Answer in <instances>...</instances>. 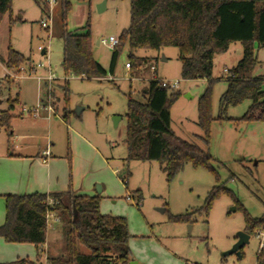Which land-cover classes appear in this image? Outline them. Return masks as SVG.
I'll use <instances>...</instances> for the list:
<instances>
[{
  "label": "rangeland",
  "instance_id": "1",
  "mask_svg": "<svg viewBox=\"0 0 264 264\" xmlns=\"http://www.w3.org/2000/svg\"><path fill=\"white\" fill-rule=\"evenodd\" d=\"M101 1L70 0L65 28L83 32V27L89 23L92 56L107 75L90 79L65 75L61 66L60 2L58 0L54 8V19L51 24L48 23L51 26L48 29L40 25V21L45 19L44 5L40 3L41 13L36 10L33 14L31 11L35 9V4L33 0H28L27 22L19 24L17 19L10 27L8 38L0 34V47L9 43L11 48L20 50L30 59V65L41 67H36L35 74L26 70L17 73V77L8 75L10 83L3 82V71L0 70V107H9L8 101L16 98L19 102L14 103L15 112L22 107H34L39 98L36 76L51 74L54 79L51 82V99L56 114L50 118L56 128L53 129L55 139L60 141L61 149L66 148L67 133L65 126L62 127L59 122L68 123L94 139L90 141L114 163L116 195L105 199L108 208L103 214L125 218L134 264H256L259 240L254 233L249 234L247 243L240 248V256L237 253L226 254L237 241L238 232L244 231V211L254 218L264 214V122L235 120L246 112L249 100L226 109L225 116L234 120L217 119L219 99L227 85L224 69L229 70L237 64L242 53L241 45L231 43L227 51L216 54L213 61L211 114L214 120L210 124L207 149L214 158L212 164L217 170L218 180L208 170L186 164L167 181L159 161L128 159L125 144L127 95L131 93L133 98L143 101L141 91L152 74L158 78L179 80L180 95L170 108V127L177 136L204 149L198 138L202 131L197 124V102L207 86V80L181 79L178 49L172 46L160 50L136 49L133 54L147 61L130 71L125 66L129 61L127 42L118 55L114 72L109 73L112 48L97 42L109 36L119 37L129 25L130 4L129 0H108L99 12ZM43 49L45 54H41ZM256 54L259 64L255 74L264 75V50H256ZM151 65L156 67L154 73L149 69ZM10 72L14 74L17 71ZM46 85L42 89L44 92ZM40 96L45 101L43 92ZM23 114L26 121L33 118L27 112ZM10 131L0 128V143L6 141L7 146L14 141L10 138ZM23 131L27 132V129ZM79 153L76 151L77 156ZM217 186L224 187L231 194L220 193L205 215L206 197ZM136 191L140 192L138 203ZM237 204L242 208L232 211L231 208ZM192 211L186 221L170 220L171 215ZM57 226L60 231L55 232L61 237L59 250L61 224L56 223ZM79 251L89 252L81 245Z\"/></svg>",
  "mask_w": 264,
  "mask_h": 264
},
{
  "label": "trees",
  "instance_id": "2",
  "mask_svg": "<svg viewBox=\"0 0 264 264\" xmlns=\"http://www.w3.org/2000/svg\"><path fill=\"white\" fill-rule=\"evenodd\" d=\"M61 22L60 37L63 40L61 66L65 75L105 77L106 70L93 58L89 23L83 32H69L65 28L70 0H59ZM12 0H0V22L11 9ZM129 25L118 37V45L112 49L109 73H113L118 55L127 42L129 70L134 71L147 60L136 57L139 48L160 50L176 47L183 80L206 79L207 86L198 98L197 124L202 131L198 136L202 149L177 136L170 127L171 105L178 99L179 90H168L157 80H151L142 89L143 101L127 95L125 144L128 159L157 160L162 165L167 181H170L186 164L211 172L216 180L218 173L209 153L211 91L213 85V58L227 51L231 43L242 48L238 63L229 69L226 89L219 99L218 120L225 116L229 106L244 100L250 105L236 121L264 122V75H256L259 64L256 50H264V0H129ZM19 52L8 48L3 60L8 70L18 71L25 63ZM146 90V92H144ZM16 100H9L8 109L0 112V128L9 130ZM66 116V113H64ZM65 118V117H64ZM136 201L140 192L136 191ZM229 190L214 187L207 195L203 212L208 214L212 201ZM61 224L62 241L59 254L48 264H130L131 251L128 225L123 217L102 214L99 196L74 195L69 190L49 194L5 196V221L0 226V237L9 243H30L36 247L45 242L48 201ZM241 207L237 204L236 209ZM242 208V207H241ZM192 212L170 216L172 221H186ZM244 232L248 235L264 226V214L251 217L244 211ZM89 250L79 251V246ZM0 264H35L19 259ZM256 264H264V249L258 251Z\"/></svg>",
  "mask_w": 264,
  "mask_h": 264
},
{
  "label": "crops",
  "instance_id": "3",
  "mask_svg": "<svg viewBox=\"0 0 264 264\" xmlns=\"http://www.w3.org/2000/svg\"><path fill=\"white\" fill-rule=\"evenodd\" d=\"M26 1L28 0H12L10 11L4 14L0 22V34H4L6 38L14 22L18 20L19 24L22 21L27 22L26 17L29 14ZM33 2L35 9L33 8L31 13H36V10L41 13L42 1L33 0ZM9 47H11L9 43L0 47V70L3 71L5 83H10L7 81L10 70L3 63ZM14 50L27 59L26 61H30L20 50ZM45 53L46 50L43 49L41 54ZM37 81L39 98L37 97L36 104L42 100L41 93L43 92V95L46 93L42 90L45 82ZM14 100L15 103L19 102L18 98ZM6 109L8 107H0V112ZM10 114L12 115L9 127L10 138H14V141H11L10 148V144L6 146V141L0 143V226L5 221L7 195L49 194L69 190L74 195L99 196L100 212L102 214L107 212L105 199H111L116 195V169L112 166L114 164L112 160L105 157L90 141L94 139L87 137L82 130L71 127L68 123L59 122L62 127L65 126L68 140L66 148L61 149L60 141L55 139L56 128L52 125L50 117L42 115L26 121L21 109L15 112L14 106ZM26 129L27 132H24L23 130ZM46 149L49 152L48 156L43 153ZM76 151L80 152L78 156ZM52 221L53 219L48 220L45 242L38 247L30 243H9L0 237V263L27 259L35 264H48L50 258L59 254L58 244L61 238L55 232L60 231L58 226L56 228V223L59 221Z\"/></svg>",
  "mask_w": 264,
  "mask_h": 264
},
{
  "label": "built area",
  "instance_id": "4",
  "mask_svg": "<svg viewBox=\"0 0 264 264\" xmlns=\"http://www.w3.org/2000/svg\"><path fill=\"white\" fill-rule=\"evenodd\" d=\"M42 4L44 5V11H45V19L40 21V25L44 28H48L51 29V26H49V24H51L53 22L54 19V8L58 3V0H41ZM49 23V24H48ZM119 43L118 38H115L113 36H109L107 39H102L99 41V44L108 46L110 48H114L115 46H117ZM40 66L41 65H37ZM36 66V67H37ZM125 66L127 68H130L129 63L127 62L125 64ZM36 67L32 64L30 65L28 63V61L25 62V65H22L19 67L18 71L16 73H12L9 72L8 75L12 76V77H17L18 74H20L22 71H30L31 73L35 74L36 72ZM150 71L152 73L155 72L156 67L154 65H151L149 67ZM18 73V74H17ZM224 73H227L226 77L229 74V70L228 69H224ZM37 80L39 81H44L47 85V90L45 93V101L39 100V102L31 108H26V107H22L21 108V112H27L30 116H32L33 118H37L40 117L42 115L46 116V117H50L52 114H56L52 105V99H51V82L54 80L51 76V74H49L47 77H40V76H36ZM151 80H157L160 84L161 87L163 88H167L168 90H178L179 89V80H171V79H165V78H158L155 74H152L149 81ZM45 156H48L49 152L48 149H46L44 152ZM53 201L50 200L48 201V205L50 207L48 213H47V219H54L57 220V216L55 215V212L52 210V205H53ZM255 237L259 240V251L261 249H264V226L261 228H258L255 230L254 232Z\"/></svg>",
  "mask_w": 264,
  "mask_h": 264
},
{
  "label": "water",
  "instance_id": "5",
  "mask_svg": "<svg viewBox=\"0 0 264 264\" xmlns=\"http://www.w3.org/2000/svg\"><path fill=\"white\" fill-rule=\"evenodd\" d=\"M105 4H106V0H102L100 4H98V11H102L105 8ZM97 44H99V42H97ZM144 92H146V90H144ZM98 187V186H97ZM232 211H235L236 208L233 207L231 208ZM249 238V235L244 232H238V239L237 241L233 244L232 248L226 252V254H230V253H237L240 256V248L247 243ZM130 264H134V262H130Z\"/></svg>",
  "mask_w": 264,
  "mask_h": 264
}]
</instances>
